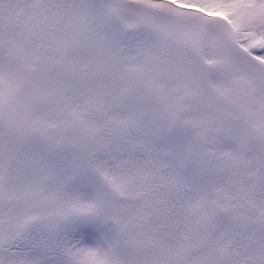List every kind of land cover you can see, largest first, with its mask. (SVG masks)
Here are the masks:
<instances>
[{
    "label": "snow or ice",
    "instance_id": "6c2138e0",
    "mask_svg": "<svg viewBox=\"0 0 264 264\" xmlns=\"http://www.w3.org/2000/svg\"><path fill=\"white\" fill-rule=\"evenodd\" d=\"M0 264H264V0H0Z\"/></svg>",
    "mask_w": 264,
    "mask_h": 264
}]
</instances>
